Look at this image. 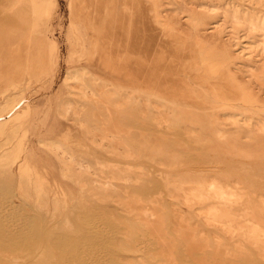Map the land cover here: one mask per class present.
I'll return each instance as SVG.
<instances>
[{"label":"rangeland","instance_id":"1","mask_svg":"<svg viewBox=\"0 0 264 264\" xmlns=\"http://www.w3.org/2000/svg\"><path fill=\"white\" fill-rule=\"evenodd\" d=\"M259 234L264 0H0V264H264Z\"/></svg>","mask_w":264,"mask_h":264},{"label":"bare ground","instance_id":"2","mask_svg":"<svg viewBox=\"0 0 264 264\" xmlns=\"http://www.w3.org/2000/svg\"><path fill=\"white\" fill-rule=\"evenodd\" d=\"M104 86V85H103ZM152 145H154V144H152ZM152 145H150V146H152ZM154 147V146H153ZM64 176H68V174L67 173H64ZM203 180V179H202ZM204 182H202L203 183V185L201 186V192H202V194H205V193H208V192H212V190H213V188H214V181H212L209 177H205L204 178V180H203ZM187 189H189V188H187ZM196 188L194 187V189H189L188 190V192H184L185 194H186V196L188 197L189 196V194L190 193H192V195H194V190H195ZM228 191V190H227ZM191 195V194H190ZM185 196V195H184ZM192 197V196H191ZM218 197H220L219 195H218ZM185 199H186V197H184ZM223 197H220V199H222ZM190 199V198H189ZM187 200V199H186ZM184 202V201H183ZM186 202H188V200L186 201ZM143 209H145V206H144V208ZM218 209V208H217ZM130 210V209H129ZM146 210H147V208H146ZM150 211V210H149ZM263 233V232H262ZM253 237H255V236H253ZM251 238V237H250ZM257 239H259L261 242H263L264 243V237L261 235V234H259V235H257Z\"/></svg>","mask_w":264,"mask_h":264}]
</instances>
